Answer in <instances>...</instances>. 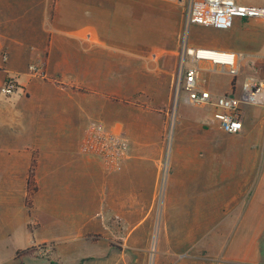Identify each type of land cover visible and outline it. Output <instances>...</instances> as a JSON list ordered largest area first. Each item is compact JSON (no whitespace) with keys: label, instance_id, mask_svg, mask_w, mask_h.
I'll use <instances>...</instances> for the list:
<instances>
[{"label":"crops","instance_id":"1","mask_svg":"<svg viewBox=\"0 0 264 264\" xmlns=\"http://www.w3.org/2000/svg\"><path fill=\"white\" fill-rule=\"evenodd\" d=\"M153 1L0 0V86L8 77L19 86L11 97L0 93V153L23 156L26 183L30 171L47 174L33 176L32 228L28 217L6 213L0 264H264V105L242 107L235 135L209 109L193 111L202 129L175 136L158 196L168 70L136 51L165 38L154 31L167 16L159 18ZM191 27L213 38L191 46L242 53L240 71L264 80V21ZM217 75L203 71V86L229 94L231 80ZM92 120L129 140L117 171L80 151ZM187 138L196 141L182 146ZM32 242L47 252H29Z\"/></svg>","mask_w":264,"mask_h":264},{"label":"built area","instance_id":"2","mask_svg":"<svg viewBox=\"0 0 264 264\" xmlns=\"http://www.w3.org/2000/svg\"><path fill=\"white\" fill-rule=\"evenodd\" d=\"M264 21V7L245 5L237 0H190L185 15L187 26L197 25L220 30L229 29L235 19ZM245 56L231 50L183 45L179 55L176 73L172 82L174 101L184 99L186 104L211 111V119L227 134H239L243 130L242 107L264 105V80L249 77L244 80L241 91L236 94H213L203 86V71L237 78ZM190 63V67L186 66ZM31 74L45 77L35 66ZM19 89L17 80L8 77L0 86V93L11 97ZM84 155L99 159L107 172L117 171L129 156V140L115 127H108L101 121H90L80 141ZM167 165L163 162L159 179L158 196L164 194ZM160 190V191H159ZM163 192V193H162Z\"/></svg>","mask_w":264,"mask_h":264},{"label":"rangeland","instance_id":"3","mask_svg":"<svg viewBox=\"0 0 264 264\" xmlns=\"http://www.w3.org/2000/svg\"><path fill=\"white\" fill-rule=\"evenodd\" d=\"M190 0H155L153 1L152 8L153 10H159V18L167 16L166 20L161 19L162 26L157 28L154 32L156 34H161L162 41H153L150 44H145V47L142 45L137 46V53L149 57H157L162 59V63H165V67L168 70V104L165 107L159 109L163 110L166 115L162 117V134L164 138V155L161 164L166 162L167 172L166 178L169 173V163H170V154L173 147L175 136L179 137V131L183 134L186 131H194L202 129L201 125L193 120V111L198 110L199 108L190 106L186 104L184 99H179L178 102L174 101L172 94V82L176 73V68L179 60V55L183 45H192L193 43H209L213 41L208 34L202 33L201 31H193L192 27L186 25L185 15L189 8ZM202 29V28H201ZM159 30V32H157ZM186 66L190 67V63L186 62ZM209 76V75H207ZM221 76V75H217ZM250 77L242 69L237 78L233 79L228 77L231 80L230 93L238 95L241 91L242 83L246 78ZM42 79V77H40ZM203 85L206 84V78L203 76ZM236 87V89H235ZM160 92H155V94ZM229 93V94H230ZM206 128V127H205ZM258 128L264 130L263 126ZM209 129L220 131V129L214 125L210 124ZM221 132V131H220ZM182 146H190L192 142H195V139L187 138L180 139ZM179 145V138L176 139V143ZM221 146L224 145L223 142H220ZM234 143L231 144V146ZM248 147V144H245ZM253 147V145H252ZM23 156L21 155H4L0 153V231L1 223L6 217V213H14L17 217H28L30 219V228L33 227V222L35 220L34 210H33V200L34 196L37 194L39 189L37 181L35 185L26 183L28 179V172L20 170V161ZM11 163L9 166L11 170L5 171L4 163ZM264 165V157H263ZM261 168L259 166L258 171L260 172ZM264 171V170H263ZM8 174V179L5 174ZM161 174V172H160ZM36 175V176H35ZM35 180L46 179V171H34ZM6 178V179H5ZM25 181V182H24ZM29 181V180H28ZM166 181H164L165 190ZM160 191V190H159ZM163 193V192H162ZM13 216H16L14 215ZM35 227V226H34ZM29 252L38 251L39 254H45L47 252L46 245L44 243L32 242L28 249ZM5 253V252H3ZM3 255V254H1ZM19 255H21L19 253ZM17 255V256H19ZM1 262V261H0ZM33 263H40L39 259L33 260ZM3 264V262H2Z\"/></svg>","mask_w":264,"mask_h":264},{"label":"trees","instance_id":"4","mask_svg":"<svg viewBox=\"0 0 264 264\" xmlns=\"http://www.w3.org/2000/svg\"><path fill=\"white\" fill-rule=\"evenodd\" d=\"M33 176H34L33 173L30 171V172H29V184L32 183Z\"/></svg>","mask_w":264,"mask_h":264}]
</instances>
